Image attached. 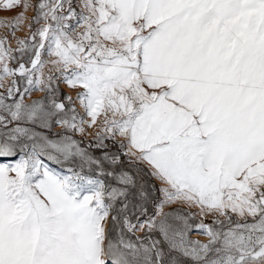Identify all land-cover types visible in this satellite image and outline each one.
Returning <instances> with one entry per match:
<instances>
[{"label":"snow or ice","instance_id":"snow-or-ice-1","mask_svg":"<svg viewBox=\"0 0 264 264\" xmlns=\"http://www.w3.org/2000/svg\"><path fill=\"white\" fill-rule=\"evenodd\" d=\"M0 11V158L18 156L0 163V264H264V0Z\"/></svg>","mask_w":264,"mask_h":264},{"label":"rangeland","instance_id":"rangeland-1","mask_svg":"<svg viewBox=\"0 0 264 264\" xmlns=\"http://www.w3.org/2000/svg\"><path fill=\"white\" fill-rule=\"evenodd\" d=\"M29 3L35 4L37 2V0H28ZM17 12L20 11V9L16 10ZM77 11H79V9H77ZM16 13L14 12H7V11H0V20H12L14 18ZM35 15V10L33 8H30L27 10L26 12V17L27 19L25 20V22L18 28V30L16 31V36L19 38H25L29 35V21L32 19V17ZM10 33V29L8 27H3L0 26V36H4L6 34ZM11 46L15 47L16 43L15 40H12L11 42ZM45 59H47V57L45 56ZM10 79V78H9ZM5 84L8 83V80H6L4 82ZM60 92L62 94H68L71 95L73 100L75 101V105H76V112L80 115V116H84V110L83 108L80 106L79 101L76 100V93L74 91H72L66 84H60ZM43 93L40 92H36L33 94L32 98H39L40 96H42ZM66 102V101H65ZM67 103V102H66ZM87 119V117H85ZM54 132H59L61 131V129L57 126L54 127L53 130ZM95 132V127H93L92 129H88V132L86 135H81L79 133H76L74 136V139L81 141L82 142V146L83 147H88L89 143L92 141L93 139V133ZM105 144L107 145V150L110 151L111 153H118L119 149L118 146L116 144H114L111 140H106ZM94 155L99 156L101 153L99 150L96 149H89ZM123 160H125V163L127 164V159L126 157H121ZM15 159H18L17 157H11V158H0V163H12L14 162ZM50 163V162H49ZM51 167L56 168L58 171H63L59 166L50 163ZM126 170L130 171L131 174L136 175L137 177L141 178V182L145 185V187L151 188L153 191V195L159 197L160 193L158 191V189L160 188V183L159 181L155 180L156 185L154 187V185L150 182V180L147 178V174H148V169L146 165H141L139 169L137 168H133V167H128ZM147 170V171H146ZM113 184H115V181H111ZM155 192V194H154ZM179 207L178 205H172L169 207L165 208V211H171L172 209ZM185 212L187 211H191V212H198L199 209L198 208H192V209H184ZM203 219V221L205 223H209L211 224L212 220L214 219L212 216H205V217H200L199 215H197L194 219L190 220V223L192 224H196L198 222H200V220ZM219 219L223 220V217H219ZM233 219H236V217L234 216ZM190 238L192 239H198L201 242H207L208 237L204 236V235H199L196 232H192L190 233Z\"/></svg>","mask_w":264,"mask_h":264},{"label":"trees","instance_id":"trees-1","mask_svg":"<svg viewBox=\"0 0 264 264\" xmlns=\"http://www.w3.org/2000/svg\"><path fill=\"white\" fill-rule=\"evenodd\" d=\"M147 171V170H146ZM147 178L150 180V182L154 185V187H155V185H156V182H155V180L150 176V175H148L147 174ZM154 194H155V192H154ZM138 235H142V233H138Z\"/></svg>","mask_w":264,"mask_h":264}]
</instances>
